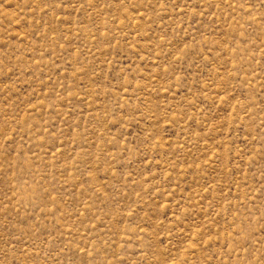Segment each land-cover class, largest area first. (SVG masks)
Returning <instances> with one entry per match:
<instances>
[{
    "label": "rangeland",
    "instance_id": "374dc122",
    "mask_svg": "<svg viewBox=\"0 0 264 264\" xmlns=\"http://www.w3.org/2000/svg\"><path fill=\"white\" fill-rule=\"evenodd\" d=\"M0 264H264V0H0Z\"/></svg>",
    "mask_w": 264,
    "mask_h": 264
}]
</instances>
